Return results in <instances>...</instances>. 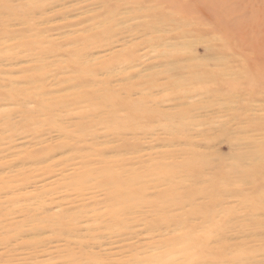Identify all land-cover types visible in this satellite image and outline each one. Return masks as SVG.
<instances>
[{
    "label": "rangeland",
    "instance_id": "1",
    "mask_svg": "<svg viewBox=\"0 0 264 264\" xmlns=\"http://www.w3.org/2000/svg\"><path fill=\"white\" fill-rule=\"evenodd\" d=\"M0 264H264V0H0Z\"/></svg>",
    "mask_w": 264,
    "mask_h": 264
},
{
    "label": "bare ground",
    "instance_id": "2",
    "mask_svg": "<svg viewBox=\"0 0 264 264\" xmlns=\"http://www.w3.org/2000/svg\"><path fill=\"white\" fill-rule=\"evenodd\" d=\"M249 156L252 158H257L256 160L260 159L257 157V155L255 156V153H250ZM101 176H103L105 180H108L110 182V184L113 187V192H114L113 194L115 195H119V194L125 195L129 189H132L130 187L138 186L141 183V178H139L140 177L139 174H133L128 179L122 180L120 175L114 173V171H112L111 169L104 170Z\"/></svg>",
    "mask_w": 264,
    "mask_h": 264
}]
</instances>
